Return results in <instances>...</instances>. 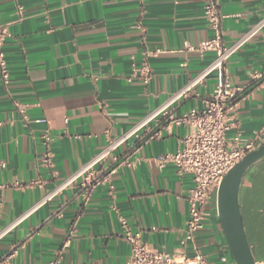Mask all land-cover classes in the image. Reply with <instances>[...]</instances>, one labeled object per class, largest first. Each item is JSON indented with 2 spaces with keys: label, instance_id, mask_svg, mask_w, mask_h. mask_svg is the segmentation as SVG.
I'll list each match as a JSON object with an SVG mask.
<instances>
[{
  "label": "crops",
  "instance_id": "crops-1",
  "mask_svg": "<svg viewBox=\"0 0 264 264\" xmlns=\"http://www.w3.org/2000/svg\"><path fill=\"white\" fill-rule=\"evenodd\" d=\"M203 0H0L7 36L0 54V239L7 264H124L125 228L167 254L235 264L221 232L216 197L204 227L184 242L190 174L157 160L182 147L176 124L202 110L218 84L213 70L170 100L215 58ZM220 44L227 47L264 18V0H219ZM146 61L151 79L144 81ZM224 78L244 89L227 142L264 143V25L231 54ZM169 103V104H168ZM168 104L97 166L106 178L86 199L82 179L63 184L111 141ZM49 135L48 146L43 136ZM1 164L4 167H1ZM244 231L255 264H264V159L239 190Z\"/></svg>",
  "mask_w": 264,
  "mask_h": 264
},
{
  "label": "built area",
  "instance_id": "built-area-1",
  "mask_svg": "<svg viewBox=\"0 0 264 264\" xmlns=\"http://www.w3.org/2000/svg\"><path fill=\"white\" fill-rule=\"evenodd\" d=\"M203 1V17L208 28L214 32V37L201 45V49H213L215 58L194 81L172 97L169 103L185 96L200 78L213 70L218 71L219 81L206 101L204 109L191 110L183 118L175 121L176 124H183L186 127L187 132L182 141V147L175 153L164 154L157 160L160 167L171 164L176 168L179 175L187 173L192 177L193 186L187 196L188 220L186 221L184 242H192L194 234L204 227L209 216L208 206L213 196L216 197L217 188L226 173L240 162L246 154L259 146L255 141L245 140L241 137H237L233 142H227L226 133L231 127V117L236 113L244 89L227 81L222 73L223 65L228 57L264 25V18L235 43L223 47L220 44L223 16L220 13L219 0ZM7 36H9L7 25L2 24L0 21V42ZM141 71L144 81L148 82L151 79V70L146 61H143ZM0 75L3 83L6 84L9 72L1 54ZM168 104L134 125L120 138L111 141L94 159L79 169L70 179L64 181L63 184L81 178L84 197L87 199L90 196V191L106 178L103 172L96 170V166L105 158L110 157L123 142L135 135L150 119L164 111ZM50 141L51 137L49 135L43 136V142L46 146ZM1 167H4V165L1 164ZM21 218L22 216L0 228V239L17 227ZM120 220L126 230L124 238L131 247L130 255L124 264H208L207 260L197 250L192 256H186L183 253L167 254L156 250L143 243L140 233L130 232L125 221ZM67 245L68 240L63 243L58 257L50 264H62L60 261L61 254ZM0 264H7L6 259L0 261Z\"/></svg>",
  "mask_w": 264,
  "mask_h": 264
},
{
  "label": "water",
  "instance_id": "water-1",
  "mask_svg": "<svg viewBox=\"0 0 264 264\" xmlns=\"http://www.w3.org/2000/svg\"><path fill=\"white\" fill-rule=\"evenodd\" d=\"M264 159V144L246 154L223 177L216 191V213L227 248L235 264H255L244 231L239 190L247 171Z\"/></svg>",
  "mask_w": 264,
  "mask_h": 264
}]
</instances>
